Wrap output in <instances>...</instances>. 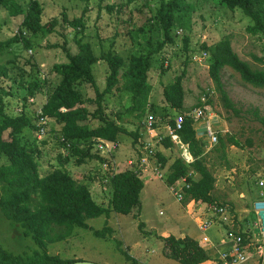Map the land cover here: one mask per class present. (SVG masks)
<instances>
[{
    "label": "rangeland",
    "instance_id": "obj_1",
    "mask_svg": "<svg viewBox=\"0 0 264 264\" xmlns=\"http://www.w3.org/2000/svg\"><path fill=\"white\" fill-rule=\"evenodd\" d=\"M17 1L23 10L21 15L13 16L7 9H0V68L7 73L6 77L0 74V105L9 116L25 114L31 119L32 125L24 128L19 138L33 153L39 174L44 177L55 170L67 171L77 182L85 184L95 202L104 207L110 205V180L117 172L132 168L145 187L140 210L130 215L111 213L109 217L89 219L87 223L92 230L76 228L71 236L48 244L46 249L25 236L19 224L10 222L0 212V246L15 259L9 263L0 256V264L3 261L7 262L5 264H33L35 258L45 253L71 264H179L165 256L162 237L171 235L189 236L198 241L208 236L211 243L202 247L210 255L209 264H219L221 253L230 247V242L225 241L227 233L249 230L248 251L252 262L264 264V239L251 214L260 196L259 184L257 187L255 181L264 180V128L255 115L258 111L259 116L264 117V88L254 87L232 68H224L221 72L224 91L239 114L226 109L210 77L211 55L203 48L229 38L233 50L243 61L253 69L263 70V31L241 10L232 11L221 0H181L182 7L175 11L176 20L171 30L173 42L166 40L158 18L163 3L171 0H36L42 6V23L51 28L33 34L23 25L31 0ZM75 19H82L84 27L74 28L69 24ZM14 38L18 41L13 42ZM79 42L90 43L98 57L92 68L100 91L105 89L110 73L105 59L108 53L124 59L122 72L129 67L132 57H148L151 86L145 112L131 113L132 95L124 89L126 79L121 74L120 90H114L103 100V116L117 122L128 134L119 135L110 155L101 156L92 147L89 154L93 156L82 164L77 163L80 157L62 142L60 124L47 118L46 132L42 134L37 117L62 78L55 66L68 63L69 56L79 52ZM181 75L184 76V107L175 110L166 102L163 92ZM35 81L41 87L31 96L28 88ZM79 91L90 100L83 106L88 111V123L97 127L100 122L93 118L97 115L95 88L82 83ZM208 100L212 104H207ZM198 104L207 110L205 118L196 120L193 115L200 107ZM150 116L154 118L151 126ZM187 116L194 119L197 136L201 138L204 150L201 159L216 178L213 192L216 203L225 206L230 216L224 220L214 215L211 219L215 225L207 232L201 231L198 224V218L212 215L205 213V204L193 200L179 202L168 182L170 166L176 159H182L181 140L171 131L170 122ZM207 122L226 142L234 137L243 147L227 142L222 150L219 140L215 145L210 144L207 134H203L208 132ZM130 132H138L139 139L129 135ZM167 137L173 144L168 149L162 145V139ZM158 153L167 160L164 166L158 161ZM187 162L188 176L198 179L200 175L191 166L194 159ZM6 163L7 157L0 156V166ZM159 173L164 175L163 179L158 178ZM183 183L187 184L186 180L181 179L176 184ZM105 227L112 230L105 238L94 234L93 230Z\"/></svg>",
    "mask_w": 264,
    "mask_h": 264
},
{
    "label": "trees",
    "instance_id": "obj_2",
    "mask_svg": "<svg viewBox=\"0 0 264 264\" xmlns=\"http://www.w3.org/2000/svg\"><path fill=\"white\" fill-rule=\"evenodd\" d=\"M221 2L232 11L241 10L264 34V0H221ZM181 7V0L164 2L158 15L165 31L166 40L170 42H173L171 30L176 20L175 11ZM1 8L7 9L13 16L23 14L17 0H0ZM111 9L113 8L111 7ZM42 12L41 4L36 0H31L23 25L33 34L44 32L48 27L51 28L50 25L45 26L42 23ZM53 23L56 24V22ZM69 24L74 28L77 25L84 27L82 19H75ZM12 41L16 42L18 39L14 38ZM185 41L188 46L189 38L187 37ZM78 46L79 52L69 56L68 63L55 66V71L62 78L43 108V117L55 120L60 124V134L66 140L64 144L66 146L67 143L70 144L74 155L80 157L77 163L82 164L87 157L93 156L92 154L90 156L89 151H91V144L94 140L117 142L120 134H128L127 130L117 122L103 116V100L114 90H120L121 74L123 73L126 79L124 89L132 95L131 113L145 112L151 86L148 81L150 71L148 57H132L129 67L122 72L125 65L124 59L108 53L105 59L110 73L105 89L100 91L97 88L92 68L98 62V57L95 56L90 43L79 42ZM203 48L211 55L209 73L216 89L221 94L224 107L239 114L224 91L222 70L230 67L241 75L244 82L257 88H264V69H253L249 63L243 61L233 50L229 38L212 46L204 45ZM0 74L4 77L7 76L4 68H0ZM183 77V75L176 77L175 82L166 86L163 92L166 102L175 110H182L184 107ZM82 83H89L95 88L96 99L94 102L97 104V115L93 118H97L100 122L97 127H92L88 123V111L83 106L90 100H86L79 91V85ZM40 87L39 82L31 83L28 88L29 95L34 96ZM207 102V104H212L211 100ZM255 115L264 128V117L259 116L258 111L255 112ZM194 124V119L188 116L184 118L180 129H177L175 121L170 122L175 134L183 144L187 145L190 155L194 159L191 166L200 177L198 179L190 178L188 176L189 166L184 160L178 158L170 166L168 182L170 185H174L181 179L187 178L190 187L185 189L186 201L193 200L208 205L218 204L213 196L216 178L201 159L204 150ZM31 125V119L25 114L9 116L0 105V156H5L8 159V163L0 166V212L10 222L19 224L24 230V235L31 237L38 246L46 249L48 244L71 236L76 228L92 230L87 223L89 219L109 217L111 213L130 215L134 210L141 209V194L145 184L138 174L128 169L117 172L111 177L112 197L109 207L95 202L90 189L85 184L77 182L65 170H55L42 177L39 174L33 153L28 150L26 145L22 144L19 138L22 130ZM129 135H133L136 140L139 139L138 132H130ZM218 140L219 149L222 150L225 149L227 142L231 146L243 147L234 137H229L226 142L225 138L219 134ZM162 145L168 149L173 144L167 137L162 141ZM94 157L101 162L104 161L99 156ZM157 157L164 166L167 160L163 154L158 153ZM223 157L225 158V156ZM259 181V179L255 181L257 187ZM93 231L96 236L105 238L107 233H111L112 230L105 227ZM240 235L244 244H247L248 232H241ZM162 239L165 244V256L179 264H203L211 260L207 250L196 239L189 236L176 238L173 235L162 237ZM0 256L8 260L9 263L15 262L12 256L10 257L2 251L1 246ZM127 259H130L129 255H127ZM5 263L7 262L3 261L1 264ZM36 263L71 264L58 256H49L47 253L35 258L33 264ZM221 263L219 261V264Z\"/></svg>",
    "mask_w": 264,
    "mask_h": 264
},
{
    "label": "built area",
    "instance_id": "obj_3",
    "mask_svg": "<svg viewBox=\"0 0 264 264\" xmlns=\"http://www.w3.org/2000/svg\"><path fill=\"white\" fill-rule=\"evenodd\" d=\"M203 101H205V98H203ZM206 110H207L206 107L200 106L194 112L193 115L194 119L198 120L205 118ZM37 117L39 118L40 125L42 126L40 131L42 134H45L46 132L45 125L47 124V117H43V112L41 113L38 112ZM184 118L175 122L177 129L181 128ZM152 121H154V118L150 116L148 118V123L150 124V126ZM206 128L208 131L206 134L207 137L209 138L210 144L215 145L218 142V135L212 131L210 122H207ZM170 129L173 132V134L176 135L171 125H170ZM62 142H66V140L62 138ZM114 143L116 142H108L102 139H97L93 141L91 146L95 149V153L100 154L101 156H107L113 152V149L115 148ZM180 145L182 149V159L185 162L191 161L192 157L190 155L187 145L183 144L182 141H180ZM67 146L70 147V144L67 143ZM150 153L152 154V152ZM130 170L135 172V170H133L132 168H130ZM135 173L137 174V172ZM158 178L163 179L164 175L162 173H159ZM183 179L186 180L187 182V178H183ZM258 184L260 188V196L253 204V211H251V214L253 215L254 225L259 230L260 237L264 239V180H260ZM189 187L190 186L188 183L171 185V192L173 193L174 197H176L177 200L182 203L185 200V195H186L185 189ZM206 211H208V213L212 215L205 219L198 218L199 229L203 232L209 231L210 228H212L215 225L214 223L215 221L211 219L214 215L223 218L224 220L230 218L228 209L222 205L205 204V213ZM248 233H250V230L248 231ZM225 241L230 242V247L221 253L220 260L222 261V264H254L252 262V256L248 251L249 244L248 243L244 244L243 238L240 234L229 232L227 233V238L225 239ZM201 243L208 244L211 243V240L208 236H203Z\"/></svg>",
    "mask_w": 264,
    "mask_h": 264
},
{
    "label": "crops",
    "instance_id": "obj_4",
    "mask_svg": "<svg viewBox=\"0 0 264 264\" xmlns=\"http://www.w3.org/2000/svg\"><path fill=\"white\" fill-rule=\"evenodd\" d=\"M184 237H186V236H183L182 238H184ZM200 242V244L202 245V244H205V243H201V241H199ZM219 261H221V260H219ZM211 261H208V262H206V263H203V264H209ZM222 262V261H221ZM222 264V263H221Z\"/></svg>",
    "mask_w": 264,
    "mask_h": 264
},
{
    "label": "water",
    "instance_id": "obj_5",
    "mask_svg": "<svg viewBox=\"0 0 264 264\" xmlns=\"http://www.w3.org/2000/svg\"><path fill=\"white\" fill-rule=\"evenodd\" d=\"M203 134H206L205 132ZM74 264H93V263H88V262H80V263H74Z\"/></svg>",
    "mask_w": 264,
    "mask_h": 264
}]
</instances>
